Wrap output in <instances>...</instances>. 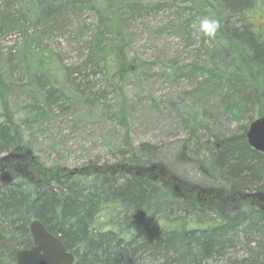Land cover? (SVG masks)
Here are the masks:
<instances>
[{"label":"rangeland","instance_id":"374dc122","mask_svg":"<svg viewBox=\"0 0 264 264\" xmlns=\"http://www.w3.org/2000/svg\"><path fill=\"white\" fill-rule=\"evenodd\" d=\"M40 1L47 10L35 16ZM87 1L0 0V102L10 104L40 163L70 169L113 163L129 151L127 133L133 146L167 153L165 163L191 184L234 186L238 181L222 182L212 159L229 142L247 141L259 107L247 106L224 81L200 70L217 58L222 42L198 31L201 18L193 3L109 0L133 69L122 75L113 66L119 58L111 46L118 38L98 12L104 8L99 1L105 2L95 0L96 9H90ZM254 22L264 29L262 14ZM100 34L102 47L94 44ZM227 158L222 161L230 165ZM250 179L253 184L235 188L243 195L264 193V178ZM208 219L219 221L215 214ZM246 231L226 256L206 264L246 258L263 238Z\"/></svg>","mask_w":264,"mask_h":264},{"label":"trees","instance_id":"16d2710c","mask_svg":"<svg viewBox=\"0 0 264 264\" xmlns=\"http://www.w3.org/2000/svg\"><path fill=\"white\" fill-rule=\"evenodd\" d=\"M94 1H87L90 9H96ZM111 1H99L104 8L98 12L118 38L111 46L119 58L113 66L124 75L133 69L127 66L122 23ZM190 1L199 18L209 16L220 25L217 58L200 70L224 81L229 93L264 115V29L254 22L256 13L264 16V0ZM44 10L38 2L35 16ZM100 36L94 38L98 47L103 45ZM1 86L5 84L0 83V91ZM0 110V264H15L16 252L33 246L29 225L35 219L59 236L74 254L73 264H206L226 256L248 228L263 238L246 258L231 264H264V193L243 195L239 190L253 184L252 177L264 178V155L246 140L229 142L212 159L222 182H238L205 188L179 178L163 160L167 153L133 146L127 133L129 151L113 163L45 166L24 142L10 104L0 102ZM226 157L233 160L230 165L224 164Z\"/></svg>","mask_w":264,"mask_h":264},{"label":"water","instance_id":"95a60500","mask_svg":"<svg viewBox=\"0 0 264 264\" xmlns=\"http://www.w3.org/2000/svg\"><path fill=\"white\" fill-rule=\"evenodd\" d=\"M251 148L264 154V115L253 120L246 133ZM10 178L4 176V180ZM33 246L16 253V264H73L75 256L60 238L49 232L39 220L29 225Z\"/></svg>","mask_w":264,"mask_h":264},{"label":"clouds","instance_id":"9594fccd","mask_svg":"<svg viewBox=\"0 0 264 264\" xmlns=\"http://www.w3.org/2000/svg\"><path fill=\"white\" fill-rule=\"evenodd\" d=\"M219 26V21L209 16L202 17L197 25L198 31L208 37H214L219 29Z\"/></svg>","mask_w":264,"mask_h":264},{"label":"bare ground","instance_id":"6f19581e","mask_svg":"<svg viewBox=\"0 0 264 264\" xmlns=\"http://www.w3.org/2000/svg\"><path fill=\"white\" fill-rule=\"evenodd\" d=\"M36 220V219H35ZM33 221V220H32ZM40 221V220H39ZM146 243H147V241H146ZM123 264V263H122Z\"/></svg>","mask_w":264,"mask_h":264}]
</instances>
